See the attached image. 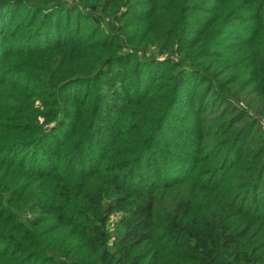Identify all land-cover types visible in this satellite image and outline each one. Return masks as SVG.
Listing matches in <instances>:
<instances>
[{
    "label": "trees",
    "instance_id": "trees-1",
    "mask_svg": "<svg viewBox=\"0 0 264 264\" xmlns=\"http://www.w3.org/2000/svg\"><path fill=\"white\" fill-rule=\"evenodd\" d=\"M0 264H264V0H0Z\"/></svg>",
    "mask_w": 264,
    "mask_h": 264
},
{
    "label": "rangeland",
    "instance_id": "rangeland-1",
    "mask_svg": "<svg viewBox=\"0 0 264 264\" xmlns=\"http://www.w3.org/2000/svg\"><path fill=\"white\" fill-rule=\"evenodd\" d=\"M159 157H161V156H159ZM168 172H171V168H170V170H168ZM136 173L138 175H142L143 178H145L147 176L145 168H139V170H137ZM168 174H171V173H168ZM118 218H119L118 215H114L108 220V222L106 224V228H107L108 233H110L112 235H113V233H115V229H114L115 225H116L115 222L118 220Z\"/></svg>",
    "mask_w": 264,
    "mask_h": 264
}]
</instances>
